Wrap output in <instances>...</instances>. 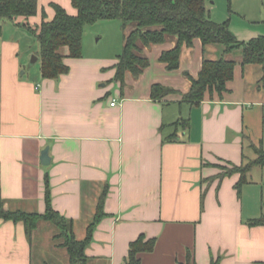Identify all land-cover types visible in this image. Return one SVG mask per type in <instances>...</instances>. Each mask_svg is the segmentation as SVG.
I'll return each mask as SVG.
<instances>
[{
    "label": "crops",
    "instance_id": "1",
    "mask_svg": "<svg viewBox=\"0 0 264 264\" xmlns=\"http://www.w3.org/2000/svg\"><path fill=\"white\" fill-rule=\"evenodd\" d=\"M51 4L76 14L70 0H37L34 16L0 21L3 208L43 214L46 180L53 209L83 240L106 192L105 215L84 251L88 264H124L140 235L156 239L140 264H177L187 251L195 264H264V226H249L264 212L263 189L251 180L238 191L239 174L221 177L225 167L254 157L251 145H261L262 66H242L240 49L226 54L223 46L196 39L168 71L159 61L175 45L167 37L143 49L149 65L136 78L126 72L122 87L114 79L117 56L65 58L68 73L45 79L35 37L23 25L35 29L52 20ZM246 28L230 19L238 41L260 36ZM32 55L39 63L34 73ZM221 58L236 63L227 92L184 103L203 60ZM153 85L163 88L160 99L151 98ZM179 120L188 129L174 126ZM46 147L50 163L43 166ZM34 243L22 223L0 219V264H33Z\"/></svg>",
    "mask_w": 264,
    "mask_h": 264
},
{
    "label": "trees",
    "instance_id": "2",
    "mask_svg": "<svg viewBox=\"0 0 264 264\" xmlns=\"http://www.w3.org/2000/svg\"><path fill=\"white\" fill-rule=\"evenodd\" d=\"M76 10L75 15H69L62 7L51 4L54 17L43 21L37 28L28 31L34 35L39 47L41 75L45 79H57L67 74L68 66L65 58L78 59L82 57V36L86 26H92L100 21L117 20L122 30L128 25L134 28L124 36L121 54L117 57L115 81L123 86L126 72L138 77L149 65L143 57V49L151 45L162 44L167 37L175 38L172 49L162 52L159 61L165 64L168 71L176 70L183 46L191 47L194 40L201 41L203 46L221 45L228 54L241 50V65L257 64L262 66L264 80V38L257 37L248 42H240L230 32L228 22H213L205 7V0H70ZM37 13V0H0V21H14L17 18L28 19ZM66 51V52H65ZM236 63L233 60L204 59L196 78H190L189 91L182 96V101L191 106L199 105L206 96L222 98L227 92V83L233 79ZM188 76V75H186ZM163 88L160 85L151 87V98L160 99ZM174 126L188 129L187 121L179 120ZM254 157L246 159L240 166L231 165V169L222 173L221 177L239 174L236 189L251 182L248 178L254 168H264V150L261 145H251ZM104 192L97 204L91 224L87 227L83 240H77L73 233V222L61 216L51 204L50 191L45 180L43 214L27 213L20 210H6L0 199V219L13 223H22L29 239L33 237L39 222H48L58 231V239L62 241L58 247L67 254L69 264H88L85 248L91 241L95 225L104 217ZM264 205V196L262 199ZM249 226H264V212L249 222ZM155 238L140 235L129 244L128 254L124 264H140V255L151 253L155 247ZM177 264H195L192 252L187 251L184 262ZM218 264V260H211Z\"/></svg>",
    "mask_w": 264,
    "mask_h": 264
},
{
    "label": "rangeland",
    "instance_id": "3",
    "mask_svg": "<svg viewBox=\"0 0 264 264\" xmlns=\"http://www.w3.org/2000/svg\"><path fill=\"white\" fill-rule=\"evenodd\" d=\"M205 5L210 18L215 20L213 22L229 24L232 18L233 22L243 23L246 30L256 31L257 36L260 35L258 37L264 38V0H205ZM124 35L121 23L117 20L100 21L86 26L82 36V56L118 57L122 52ZM28 67L34 73L39 68V63L29 64ZM258 86L264 87V80H260ZM261 134V147L264 150V132ZM248 178L259 185L258 187H262L264 192V168H254ZM33 234V264H69L65 250L58 247L62 239H58V231L53 225L39 222Z\"/></svg>",
    "mask_w": 264,
    "mask_h": 264
},
{
    "label": "water",
    "instance_id": "4",
    "mask_svg": "<svg viewBox=\"0 0 264 264\" xmlns=\"http://www.w3.org/2000/svg\"><path fill=\"white\" fill-rule=\"evenodd\" d=\"M36 61H37V57L35 55H32L31 61L29 62V64H33ZM164 92H166V91L164 90ZM40 163L43 166H47L50 163V159L48 157V148L47 147L41 152Z\"/></svg>",
    "mask_w": 264,
    "mask_h": 264
},
{
    "label": "built area",
    "instance_id": "5",
    "mask_svg": "<svg viewBox=\"0 0 264 264\" xmlns=\"http://www.w3.org/2000/svg\"><path fill=\"white\" fill-rule=\"evenodd\" d=\"M110 105H111V106H114V105H115V102L113 101Z\"/></svg>",
    "mask_w": 264,
    "mask_h": 264
}]
</instances>
